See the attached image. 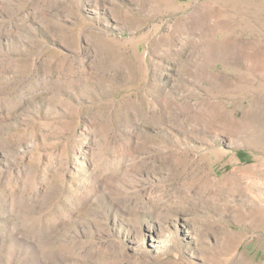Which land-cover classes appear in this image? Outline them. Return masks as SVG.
<instances>
[{"label":"rangeland","instance_id":"rangeland-1","mask_svg":"<svg viewBox=\"0 0 264 264\" xmlns=\"http://www.w3.org/2000/svg\"><path fill=\"white\" fill-rule=\"evenodd\" d=\"M0 264H264V0H0Z\"/></svg>","mask_w":264,"mask_h":264}]
</instances>
